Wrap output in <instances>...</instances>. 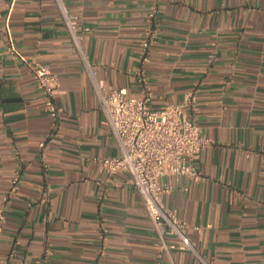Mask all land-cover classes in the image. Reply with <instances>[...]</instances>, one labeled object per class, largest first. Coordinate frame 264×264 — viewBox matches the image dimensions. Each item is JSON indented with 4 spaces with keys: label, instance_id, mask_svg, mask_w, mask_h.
<instances>
[{
    "label": "crops",
    "instance_id": "obj_1",
    "mask_svg": "<svg viewBox=\"0 0 264 264\" xmlns=\"http://www.w3.org/2000/svg\"><path fill=\"white\" fill-rule=\"evenodd\" d=\"M60 1L89 29L93 76L56 0H0V264H204L159 252L129 176L97 162L120 153L94 81L136 98L140 71L155 109L191 96L188 115L208 140L200 181L161 178L165 207L207 264H264V0H156L152 21L154 0ZM24 60L57 77L55 120Z\"/></svg>",
    "mask_w": 264,
    "mask_h": 264
},
{
    "label": "built area",
    "instance_id": "obj_2",
    "mask_svg": "<svg viewBox=\"0 0 264 264\" xmlns=\"http://www.w3.org/2000/svg\"><path fill=\"white\" fill-rule=\"evenodd\" d=\"M62 14L69 38L87 66L90 74L94 71L87 63L82 50V40L89 29L79 24L78 16L70 15L60 0H56ZM157 13V1L154 0L148 12V20H154ZM150 34L141 44L143 63L148 61ZM6 51L16 55V49L10 39L6 41ZM35 79L45 100L49 116L55 120L57 109L53 96L57 90V77L51 70L35 61L24 60ZM140 95L128 97L124 89L106 84L102 79L94 81L95 94L104 114L107 128L119 150L116 158L97 160L99 166L108 174L126 173L133 189L138 193L142 205L157 234L159 252L170 250H188L204 264H207L195 245L187 238L185 224L165 207L163 197L168 187L161 181L163 177L187 176L192 181L201 180L196 163L208 140L199 130L196 120L188 115L192 98L190 95L177 104L165 103L160 108L151 106V96L143 71L139 73ZM43 146V144H40ZM19 181V172L15 171L10 180V189L15 191ZM5 215L0 208V239ZM167 237L178 240V244L166 242Z\"/></svg>",
    "mask_w": 264,
    "mask_h": 264
}]
</instances>
